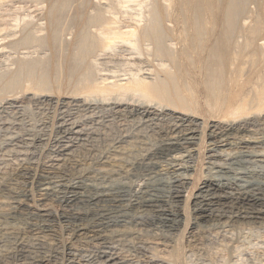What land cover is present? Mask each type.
Masks as SVG:
<instances>
[{"label": "bare ground", "instance_id": "obj_1", "mask_svg": "<svg viewBox=\"0 0 264 264\" xmlns=\"http://www.w3.org/2000/svg\"><path fill=\"white\" fill-rule=\"evenodd\" d=\"M87 2L0 0V112L22 117L19 89L85 112L0 143V264H156L153 240L178 251L187 233L264 222V0ZM118 43L157 61L150 76L101 74L95 54Z\"/></svg>", "mask_w": 264, "mask_h": 264}, {"label": "rangeland", "instance_id": "obj_2", "mask_svg": "<svg viewBox=\"0 0 264 264\" xmlns=\"http://www.w3.org/2000/svg\"><path fill=\"white\" fill-rule=\"evenodd\" d=\"M95 1L96 0H93L92 2V0H88L87 8H93L92 6L94 5ZM67 12L70 13L71 11L69 10ZM127 16L129 17V15ZM125 18L127 17L125 16L123 17V19H121L120 16L119 19L121 20V22L125 20L123 21V23H130L131 19ZM134 22V20L131 21L132 24ZM68 25V27L73 28V26H71V22H69ZM176 29L178 30L179 28ZM69 30H71V34L69 33V36L67 38H72L73 30ZM69 30L68 32H70ZM117 45L118 46H115L116 49L114 48L113 50H109L108 53L107 50L106 52L98 51L97 54H95L97 55V63L100 61L98 63V65H100V67L98 66V70H101V74L104 73L103 75L111 77L110 79H113V76H115L116 78V75L117 78L128 77V73H130V71L140 72L141 75L144 74L146 76H150L147 74L149 73L148 68L152 69L153 67L151 66V64L154 63L155 65V63L157 62L156 60H153L152 57H148L145 53H138V51L134 50L133 47L129 45L126 46L125 44L120 43H118ZM45 48L47 49V47H44L42 49L40 48V51H49V49L46 50ZM29 49L35 51V49L33 50V48ZM40 51L38 50V52H36L39 53ZM12 54H14V52H11V54L3 53L1 55L0 71L12 63ZM92 58L96 59L94 56ZM105 73L108 75H106ZM17 91H20L18 95L20 96L21 101L25 100L23 104L27 106L23 114L25 116L22 115L23 118L21 116L17 117V114L15 112L16 108H13V110L15 111L5 109L3 112H0V143L6 140V138L14 136L19 132V134H22L24 131L26 132L28 130H33L37 133H49L52 130L56 129L57 126L63 124L68 120L72 121L83 119L82 116L85 112L83 113L82 111H78V109H76V107L74 108V106L70 107V105L54 102H49V104L47 103V105L46 103H44L45 105L42 104V106H37L33 102H30L31 99L28 100V94L26 96V92L20 89ZM91 98H93V100L96 102H100L102 99L99 96ZM111 99L113 100V102H115L116 99V101L120 102L132 101L136 103L138 102L139 104H143L145 102V100H143L142 98L140 99V97H138L137 95L133 96L132 94L125 95L124 97L115 94V96H112ZM111 99L110 101H112ZM105 105L106 104L96 109V112L94 111L95 114L100 115L101 113H103V111H108L107 108L109 106ZM206 144L203 145L201 154L195 156L197 157L195 160V165H197V174L195 171L192 180L193 182L190 185L191 187L189 190V192L191 193H195L197 191L198 185L208 173L206 168V162L208 159L206 157L208 154V146ZM47 205L54 206L57 211H60V209H62V206L58 205L55 202L47 201ZM197 235L198 237L195 238V236ZM66 239V236L62 238V240ZM163 242H157V240H153L148 244L150 247L147 245L149 249L146 257H152L154 260H156V264H264V222H242L235 223L234 225L229 224L224 227L222 226L221 228L206 227V229L199 231L197 234L195 232H192V234L187 233L186 237L183 240V243H181L182 246L178 248V251L177 248H175V246H173L169 242ZM74 243L72 244L74 250H82L85 253H90V251H96L98 250V248H100V245H98L96 242L88 243L77 241L75 243L76 245Z\"/></svg>", "mask_w": 264, "mask_h": 264}]
</instances>
